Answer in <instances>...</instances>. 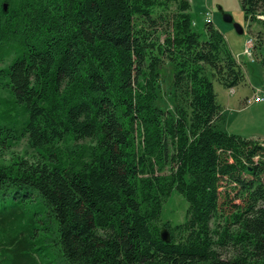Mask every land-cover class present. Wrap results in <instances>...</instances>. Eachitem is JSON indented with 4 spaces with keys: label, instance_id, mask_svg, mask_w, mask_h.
<instances>
[{
    "label": "trees",
    "instance_id": "1",
    "mask_svg": "<svg viewBox=\"0 0 264 264\" xmlns=\"http://www.w3.org/2000/svg\"><path fill=\"white\" fill-rule=\"evenodd\" d=\"M240 2L264 25V0ZM190 10V0H0V60L12 58L0 69L12 97L0 150L27 137L40 157L0 159V264H51L49 241L62 264H264V143L217 125L214 82L234 89L245 76L224 34L206 24L202 40ZM164 60L174 113L156 106ZM173 192L189 207L183 224H164L165 243Z\"/></svg>",
    "mask_w": 264,
    "mask_h": 264
},
{
    "label": "rangeland",
    "instance_id": "2",
    "mask_svg": "<svg viewBox=\"0 0 264 264\" xmlns=\"http://www.w3.org/2000/svg\"><path fill=\"white\" fill-rule=\"evenodd\" d=\"M190 3L191 15L195 22L193 30L201 35L202 40L208 39L206 31V12H210L213 17V26L224 34L228 46L242 65L243 69H241L244 76L246 74L247 80L250 79L252 85L261 90V92H258L255 96L264 98V25L259 22L252 24L246 20L240 0H190ZM220 8L231 15L234 22L244 29L243 35L238 34L232 25L224 22L219 12ZM154 16L156 17L157 15L155 14ZM155 29L156 31L149 29L151 30L150 32L153 33L154 42H156V40L163 42L167 31L165 23H163V25L160 24ZM252 36L256 39V49L255 56L249 58L245 54V51L247 42ZM11 60L12 58L0 60V69L8 67ZM159 73L161 87L157 92L156 106L163 111L174 113L173 65L167 60H164ZM244 83L245 82H243L240 89L237 90V94L245 91ZM214 86L216 94H218L217 99L219 103L224 108L229 107L228 104H230V100L233 97L230 90L225 89L216 81L214 82ZM11 102L12 97L9 90L0 85V112H4L7 109V104ZM252 103L256 104L255 98L252 99ZM217 125L219 130L244 139H250L251 136L258 134L260 135L257 136V138L264 137V101L263 104H257L254 108H249L243 113L236 109L226 111L225 115L218 120ZM94 144V141L87 139L78 143L73 141H69L67 144L62 143L60 147L64 152L70 154L80 147L85 146L87 148ZM17 158L25 159L30 163H37L40 160L36 150L30 147L27 137L22 138L13 148L0 150V159L3 164L9 165ZM188 207L189 204L185 198L179 193L173 192L163 207V213L159 221L161 230L167 229L170 234L169 229L164 227V224L169 223L172 227L183 224L187 219ZM223 224V219L216 218L212 221L211 227L217 229L218 226H222ZM44 245L47 246L45 250L47 260L51 262V264H62V257H60V253L53 242L49 241L44 243ZM222 254L224 257L229 256L227 252H222Z\"/></svg>",
    "mask_w": 264,
    "mask_h": 264
},
{
    "label": "crops",
    "instance_id": "3",
    "mask_svg": "<svg viewBox=\"0 0 264 264\" xmlns=\"http://www.w3.org/2000/svg\"><path fill=\"white\" fill-rule=\"evenodd\" d=\"M207 13V12H206ZM195 24V22H194ZM234 54V53H233ZM236 57V56H235ZM237 60V59H236ZM238 64L240 65V67L242 68V65L239 63V61L237 60ZM243 69V68H242ZM245 87H244V92L243 93H238L237 94V90L240 89V87L242 86V84L234 89H229L231 94L233 95V97L230 100V104H228L229 107H223L222 106V113H221V117H223L225 115V112L228 110H232V109H236L237 111H241V113H243L244 111H247L249 108L252 109L254 108L257 104H263V102L261 103H252V99L256 98L258 96H255L258 92H261V90L258 87H254L251 83V80L246 78V74H245ZM249 85V86H247ZM227 94V93H225ZM255 96V97H254ZM217 98H218V94H217ZM233 103V104H232ZM251 103V105H250ZM232 108V109H231ZM260 134L258 135H253L251 136L250 139L255 140V141H259V142H264V137H258Z\"/></svg>",
    "mask_w": 264,
    "mask_h": 264
},
{
    "label": "water",
    "instance_id": "4",
    "mask_svg": "<svg viewBox=\"0 0 264 264\" xmlns=\"http://www.w3.org/2000/svg\"><path fill=\"white\" fill-rule=\"evenodd\" d=\"M4 10L5 11L8 10V5L7 4L4 5ZM219 12L222 15L223 20H224V22L226 24L232 25L235 28V30L237 31L238 34H240V35L244 34V29L234 22V19H233V17L231 15L227 14L222 8L219 9ZM161 239L165 243H170L171 238H170V234H169L167 229H162L161 230Z\"/></svg>",
    "mask_w": 264,
    "mask_h": 264
},
{
    "label": "built area",
    "instance_id": "5",
    "mask_svg": "<svg viewBox=\"0 0 264 264\" xmlns=\"http://www.w3.org/2000/svg\"><path fill=\"white\" fill-rule=\"evenodd\" d=\"M257 18L259 20H262L264 21V16H257ZM212 15L210 12H207L206 13V24H213L212 22ZM195 25V24H194ZM256 39L252 36L248 42H247V45H246V51H245V54L249 57V58H253L255 56V49H256V43H255ZM264 101V98L262 97H256L255 98V102L256 103H261Z\"/></svg>",
    "mask_w": 264,
    "mask_h": 264
}]
</instances>
